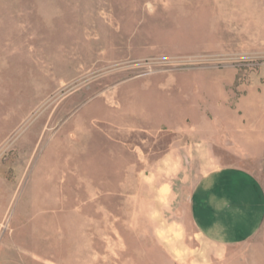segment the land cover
Masks as SVG:
<instances>
[{
  "label": "rangeland",
  "instance_id": "rangeland-1",
  "mask_svg": "<svg viewBox=\"0 0 264 264\" xmlns=\"http://www.w3.org/2000/svg\"><path fill=\"white\" fill-rule=\"evenodd\" d=\"M263 85L264 0H0V264H222L188 196L219 165L264 180L213 143L260 153L262 114L215 128Z\"/></svg>",
  "mask_w": 264,
  "mask_h": 264
},
{
  "label": "crops",
  "instance_id": "crops-1",
  "mask_svg": "<svg viewBox=\"0 0 264 264\" xmlns=\"http://www.w3.org/2000/svg\"><path fill=\"white\" fill-rule=\"evenodd\" d=\"M260 94L264 99V89ZM260 94L250 88L233 106H223L219 111L221 119L217 117L220 127L215 130L222 131L227 124L222 118H229L238 129L248 130L244 137L247 142L249 138L252 140L255 136L252 130L258 129L252 117L262 114L260 120L264 119V106L260 105L264 101L260 103ZM202 125V121H196L190 122L187 128L181 125L178 128L183 132L188 130L190 135L192 131L198 133ZM213 143L229 154L239 155L240 161H259L264 174V138L260 142V153L253 157H246L237 142L220 143L217 134ZM197 145L203 144L197 142ZM171 155L167 153L166 157ZM215 159L220 161L221 157ZM188 216L194 234L201 242L200 248H192L197 256L195 260L204 257L223 259L222 264H264V180L256 173L233 164L209 169L191 188ZM190 257L194 259V256Z\"/></svg>",
  "mask_w": 264,
  "mask_h": 264
}]
</instances>
